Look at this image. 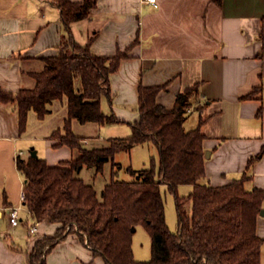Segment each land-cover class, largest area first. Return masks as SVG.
Segmentation results:
<instances>
[{
	"label": "crops",
	"instance_id": "1",
	"mask_svg": "<svg viewBox=\"0 0 264 264\" xmlns=\"http://www.w3.org/2000/svg\"><path fill=\"white\" fill-rule=\"evenodd\" d=\"M263 20L264 0H97L85 18L70 24L74 40L83 44L91 39L90 50L98 55L127 50L109 76L110 101L101 99L103 111L119 121L96 124L108 130V137L127 136L130 122L138 118L139 83L159 86L156 101L167 109L174 106L180 91L196 83L198 91L190 98L183 127L186 122L188 129H184H192L202 120L199 126L207 156L200 182L218 187L245 176L246 189L264 190ZM65 34L59 9L50 0H0V87L16 92L31 86L27 71L39 69L41 58L57 55ZM51 105L62 108L66 116L65 100ZM29 116L30 112L27 126ZM52 131L44 133L42 156L49 165H57L71 159L75 151L67 145L55 146L58 140ZM24 133L19 134L14 105L0 102V151L6 152L14 166L17 155H29L24 149L30 137ZM98 133L96 140L101 144L108 137ZM191 189L189 185L183 195ZM11 206L4 194L2 208ZM22 223L26 225L20 236L25 237V248L15 244L12 249L0 239V264H26L25 253L34 239L51 235L56 227L44 220L30 234L28 223ZM20 224L11 226L4 220L1 230L6 232L9 226L16 230ZM256 232L263 239L264 264V213L257 217ZM93 256L75 234H69L46 255V264L103 261Z\"/></svg>",
	"mask_w": 264,
	"mask_h": 264
},
{
	"label": "trees",
	"instance_id": "2",
	"mask_svg": "<svg viewBox=\"0 0 264 264\" xmlns=\"http://www.w3.org/2000/svg\"><path fill=\"white\" fill-rule=\"evenodd\" d=\"M50 2L58 7L59 21L66 30L58 54L41 58L39 69L27 71L31 86L16 92L0 87V102L14 105L20 135L26 131L30 111L42 119L50 113L53 101L65 100L66 116L52 136L58 140L55 146L67 145L75 151L71 159L57 165L30 154L15 158L24 178L23 205L31 220H46L56 226L51 235L34 239L25 253L26 264H46V255L69 234H75L104 264H261L263 239L256 232V222L264 190L246 189L245 176L218 187L200 182L205 174L202 120L192 129L183 127L190 98L198 91L196 83L180 91L170 109L156 101L159 86L139 83L138 118L130 122V134L108 137L97 146L82 144L72 120L119 121L113 113L103 111L101 99L110 101L109 76L127 49L98 55L90 50L91 39L83 44L74 40L70 24L85 18L97 0ZM261 39L264 44V20ZM77 78L79 88L75 86ZM148 141L157 148L158 162L139 170L127 167L134 177L131 180L115 179L112 168L111 181L100 196L91 183L77 176L82 167L100 173L117 152ZM162 184L175 198L177 231H171L166 223ZM182 184L192 185L187 195L178 193ZM140 224L150 235L147 260H137L133 253L132 228Z\"/></svg>",
	"mask_w": 264,
	"mask_h": 264
},
{
	"label": "rangeland",
	"instance_id": "3",
	"mask_svg": "<svg viewBox=\"0 0 264 264\" xmlns=\"http://www.w3.org/2000/svg\"><path fill=\"white\" fill-rule=\"evenodd\" d=\"M75 86L76 88H79V78L76 79ZM50 108L52 110V113L51 115L47 114V117L43 119L44 121L38 119L35 113L33 111H30L28 126L24 133V135L30 137V140L26 141L25 143V155L30 154V149L34 148L35 150L39 149V157L42 156L44 153V137H47L44 135V133L48 130L52 131L55 128L62 126L63 119L65 117L64 110L58 107H56L55 109L54 105H50ZM187 126L188 125L185 122L184 128L188 129ZM73 131L78 135H81L82 137L86 138L82 139V141L84 140L83 144L85 146L100 145L98 140H96L99 135L98 131L104 132L103 134H100L104 135L103 137H108L106 135H108L109 133L106 128H100L96 123H81L77 120L73 121ZM42 134L44 136H41ZM88 135H90V137ZM35 136H40L42 137V139H34ZM92 137L94 138L92 139ZM113 162L119 164V167L117 168L113 165V168L116 171V173L114 174V178L121 180H131L134 177L129 174V172L127 171V167L130 166L133 169L139 170L149 167L152 162L157 163V148L152 141L137 144L132 147L131 151L117 152L114 156ZM111 174L112 162L109 161L104 164L103 170L100 173H95L93 168L82 167V169L77 173V176L83 177L87 183H91L95 187L98 195L100 196L101 189L106 183H109L111 181ZM23 180V176H21V174L15 169L13 162L8 159L6 152L0 151V208L4 212L3 217H0V239H2L5 244L12 249L15 244H19L21 247H23V249L25 248V237H20L21 234L26 231V225H23L22 221L24 222V224L28 223V225L33 223V221L30 220V216H28V212L25 206L20 201V192L23 187ZM188 189L189 185H180L178 187L179 195L186 194ZM161 192L164 199L166 223L171 231H177V213L175 208L174 195L167 191L165 184L161 185ZM4 194H6L7 199L11 201V207L20 206L18 212L22 218V221L19 227H17V229L22 228L21 231L19 229L13 230L11 226L8 227L6 232H3V230H1V225L4 220L8 221L9 214V208H2V200ZM185 204L187 207H190L189 201H186ZM132 247L135 259L147 260L150 258V235L141 224L135 226L134 233L132 236ZM89 261L90 262H87V264H104V262L99 258L96 259V262H92L91 260Z\"/></svg>",
	"mask_w": 264,
	"mask_h": 264
},
{
	"label": "built area",
	"instance_id": "4",
	"mask_svg": "<svg viewBox=\"0 0 264 264\" xmlns=\"http://www.w3.org/2000/svg\"><path fill=\"white\" fill-rule=\"evenodd\" d=\"M146 1L154 2L155 0H146ZM23 199H24V192L23 190H21L20 201L22 202V204H23ZM19 208L20 206L9 207L8 222L11 226H16L22 221V218L18 212ZM38 223L39 222H33L32 224L28 225V232L30 234H33L36 231Z\"/></svg>",
	"mask_w": 264,
	"mask_h": 264
},
{
	"label": "water",
	"instance_id": "5",
	"mask_svg": "<svg viewBox=\"0 0 264 264\" xmlns=\"http://www.w3.org/2000/svg\"><path fill=\"white\" fill-rule=\"evenodd\" d=\"M30 155L31 156H37L36 150L34 148H31L30 149ZM205 156H207V152H205ZM263 213H264V209L262 208L260 210V213L259 214H263ZM132 230H134V227L132 228Z\"/></svg>",
	"mask_w": 264,
	"mask_h": 264
}]
</instances>
